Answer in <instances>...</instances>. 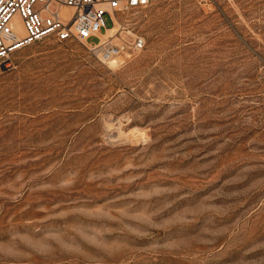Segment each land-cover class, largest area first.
<instances>
[{
    "label": "rangeland",
    "instance_id": "374dc122",
    "mask_svg": "<svg viewBox=\"0 0 264 264\" xmlns=\"http://www.w3.org/2000/svg\"><path fill=\"white\" fill-rule=\"evenodd\" d=\"M115 16L0 64V264H264V0Z\"/></svg>",
    "mask_w": 264,
    "mask_h": 264
},
{
    "label": "built area",
    "instance_id": "2783aa9c",
    "mask_svg": "<svg viewBox=\"0 0 264 264\" xmlns=\"http://www.w3.org/2000/svg\"><path fill=\"white\" fill-rule=\"evenodd\" d=\"M151 0H0V64L27 45L52 39L80 40L101 60L125 52H137L146 45L136 36L130 46L101 37L115 24V14L147 6ZM107 18L111 25H108ZM97 37L98 41H92Z\"/></svg>",
    "mask_w": 264,
    "mask_h": 264
},
{
    "label": "bare ground",
    "instance_id": "6f19581e",
    "mask_svg": "<svg viewBox=\"0 0 264 264\" xmlns=\"http://www.w3.org/2000/svg\"><path fill=\"white\" fill-rule=\"evenodd\" d=\"M114 18H115V22H118V19H117V17L116 16H114ZM114 31V29L113 28H109L108 29V32L107 33H105V34H103V35H101V37H110V36H107V35H112V32ZM116 31V30H115ZM114 31V32H115ZM110 32V33H109ZM116 61H112V63H115Z\"/></svg>",
    "mask_w": 264,
    "mask_h": 264
}]
</instances>
